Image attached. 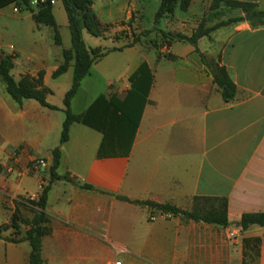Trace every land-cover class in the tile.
<instances>
[{
  "label": "crops",
  "instance_id": "obj_1",
  "mask_svg": "<svg viewBox=\"0 0 264 264\" xmlns=\"http://www.w3.org/2000/svg\"><path fill=\"white\" fill-rule=\"evenodd\" d=\"M92 1L103 24L135 2L151 7V20L143 22L142 31L156 28L188 37L215 1L225 8L226 2H238L253 6L255 12L264 10V0H192L187 12L176 9L173 17L156 25L161 0H126L119 6L110 0L105 10ZM23 12H15L13 6L0 9V54L16 57L12 75L17 81L44 72V86L51 92L47 102L59 110L34 100L18 104L6 87L0 90V227L8 226L0 239V264L30 262L29 242L9 241L16 233L9 226L16 215L27 219L25 212L32 210L23 199L37 197L41 187L50 184L52 152L58 147L57 174L71 182L51 184L46 214L52 231L43 244L68 248L72 258L77 248L94 247L95 253L84 258L102 259L105 264L113 260L106 256L107 245L113 243L131 247L136 258H162L172 250L182 252L180 257L208 258L211 264H264V227L238 226L245 214H264V27H253L246 19L253 15L235 9L237 15L222 21H242L200 39L199 52L193 45L174 42L169 49L174 59L157 58L154 64L139 44L125 47L112 41L113 47H102L85 31V43L94 48L121 49L110 54L135 57L118 66H106L104 59L94 64L71 102L74 114L88 112L100 96L124 100L131 88L129 78L144 62L154 75L129 155L100 158L103 135L86 125H72L68 142L61 145L62 110L74 65L58 79L53 74L63 63V51L71 46L53 63L45 26H37L32 14ZM64 12L57 1L53 14L59 28L58 16L68 26ZM216 65L225 67L236 85L231 102L224 101L214 83ZM37 159L46 160L47 167H37ZM84 185L93 190L83 189ZM217 200L227 202L226 228L136 204L150 202L192 212L195 205L217 207Z\"/></svg>",
  "mask_w": 264,
  "mask_h": 264
},
{
  "label": "trees",
  "instance_id": "obj_2",
  "mask_svg": "<svg viewBox=\"0 0 264 264\" xmlns=\"http://www.w3.org/2000/svg\"><path fill=\"white\" fill-rule=\"evenodd\" d=\"M38 4L32 6L33 0H0V9L7 6H14L19 11H28L32 14L33 21L37 26H46L53 29L55 33L56 45H61V37L57 21L53 14L52 1L62 2L68 19V27L71 35V48L63 51V63L53 74V79H58L67 73L69 66L74 65V78L70 90L64 98L65 121L61 133L60 143L65 144L70 137V128L74 124L86 125L103 135V142L99 150V157H116L128 156L134 141L143 109L147 103L149 92L153 85L154 75L146 62L142 63L139 68L129 78L131 88L124 100L111 98L108 100L105 96H100L90 110L86 113L76 115L71 111V102L76 96L83 80L89 76L94 64L102 61L110 53L121 51V49H103L88 48L83 34L86 31L95 38L105 37V28L93 11L92 0H36ZM44 1V2H43ZM192 0H161L160 7L155 15V24L159 25L162 19L172 16L176 9L187 12L190 8ZM219 2L215 1L212 9H216ZM225 6L233 9H241L248 15L255 16L252 20L254 28L264 27V10L255 12L251 5L226 2ZM204 21V20H203ZM242 20H229L220 22L214 27L205 28L204 22L191 37L182 34H172L160 32L162 39L169 46L174 41L187 42L193 46H197L200 39L210 37L212 33L218 29L230 25L231 23H239ZM140 43V37L134 34V43L127 46L133 47ZM14 55L0 54V81L6 87L8 95L18 104H22L25 100L37 101L42 107L50 110H59L57 107L51 106L47 102V96L51 93L44 86V72H40L38 78L30 75L23 76L17 81L12 75L14 69ZM167 59L173 60L172 55L166 56ZM214 83L222 93L225 102H231L235 99L236 85L231 79L227 69L216 65L212 70ZM52 165L50 167V184L43 190L38 202L32 204L37 206L38 211L32 220H23V224L30 226L26 232V236L16 241L8 239L11 242L19 243L22 241L29 242L31 246V255L29 264H42L41 249L42 238L50 234L49 218L46 214L48 194L51 184L56 181L71 182L68 176H59L57 169L61 162V149L56 148L52 152ZM83 189L93 190L89 185L82 186ZM208 202L210 200H196ZM217 207L199 208L195 205L192 212H183L169 205H158L155 203H136L141 206H149L157 209L162 213H170L173 215H184L187 219L195 222H203L206 224L228 227L230 225L227 214L226 200H217ZM258 225L264 227V214H245L242 216L238 226L241 230H247L251 226ZM15 232L19 231L20 224L18 216H15L12 224L9 226ZM8 226L0 227V239H3L2 233L7 230Z\"/></svg>",
  "mask_w": 264,
  "mask_h": 264
},
{
  "label": "rangeland",
  "instance_id": "obj_3",
  "mask_svg": "<svg viewBox=\"0 0 264 264\" xmlns=\"http://www.w3.org/2000/svg\"><path fill=\"white\" fill-rule=\"evenodd\" d=\"M34 1L35 0H33V2ZM94 1L97 3V9L101 8L102 10H105L104 9V6H106L105 4L110 3V0H94ZM112 1H114L115 6H119L123 4L126 0H112ZM32 6L35 7L36 5L32 4ZM58 7L59 6H57L56 9H58ZM233 10L235 9L228 8V7L225 8L223 6H218L216 9H212V7L209 8L207 14L205 15L204 21H203L205 24V28H211V27L216 26L220 22H223L222 20H226L229 15L231 16L237 15V13H234ZM28 14L29 12L27 11L23 12V15H28ZM114 14H115V17L113 21L109 23H105V24L102 23V25L105 28L104 38L109 37L111 41L108 42L104 40L103 38L95 39L94 37H92L91 35L85 32V35L87 36V38L91 40H97L98 42L101 43L102 47H107V48L113 47L112 45L114 42H116L115 45H123L126 47L134 43V34H135L137 37H140V43H138L139 49L144 53V55H146L148 60L153 64L157 60V58L161 59L162 57H166L170 54L169 49L171 46H169L167 42H165L162 39V36L160 33L162 32L161 29L155 28V30H150V31H146V30L142 31L141 29V25L143 24L144 21L146 24H148L151 20V7L149 6L138 7L135 5V2H131V4L128 7L124 8L121 11H117ZM173 16L174 14L172 16L162 19V21L167 18H171ZM58 17H59L58 20H59V25H60L59 32H60V37H61L60 46L56 45L55 43V33L53 29L50 27H46V26L43 27L44 35L46 37L49 50L51 51L52 56H53V63L54 61L61 60L60 56H61L63 49H67L71 46V35H70L69 27L64 25L63 23L64 19H62L60 16ZM65 18H66V15H65ZM200 24L197 26L195 31L199 29ZM165 33H171V32H165ZM172 34H182V33H172ZM118 39H121L122 41L119 42ZM174 42H180V41H174ZM174 42H172V44ZM117 43H120V44H117ZM180 43H187V42H180ZM86 45H88V47L90 48L95 47L89 42H87ZM197 46H196V51L199 52V49L197 48ZM132 56L135 57V54L134 55L133 54L127 55L126 53L122 55L121 54H110L108 55V57L104 58L103 63L106 64V66L123 65L127 61V58H130ZM89 88H91L90 83L86 85V90ZM4 89H5V85L2 81H0V90L3 91ZM56 97L57 95L54 96V98ZM62 118L65 120V115H63ZM46 187H47L46 185H43L41 187V190H40L41 193L37 197L28 196L23 199L26 203L32 206V210L30 211L29 214H27V211L25 212V216L27 219H25L23 216L17 215L18 222L20 224V229L19 231L15 233L16 241L23 239V237L26 236V232L30 229V226L23 224V220H32L36 212L40 211L39 208L33 205L32 203L38 202L43 190ZM49 228H50V234H51V231H52L51 227L49 226ZM44 238H42V249H41L42 264H105L106 263L102 259L97 260V258H84L88 254H91V252L95 253L94 247H86V246L79 247L76 249V252H75L76 256L72 258L71 255L73 253L67 252L70 249L67 248V250H65L64 248L57 247L49 241H45V243L43 244ZM131 249H132L131 247H125L119 243L109 244L107 245V248H106V252H107L106 256L110 255V257L111 256L113 257V258H110L109 260L115 259V257H119L120 259H123L127 262H131L134 264H211L208 258H185V256L180 257L182 252L175 254L174 252H172V250H167L165 254L162 256V258H136L138 256L136 257L133 256ZM181 251H183L182 248H181Z\"/></svg>",
  "mask_w": 264,
  "mask_h": 264
},
{
  "label": "built area",
  "instance_id": "obj_4",
  "mask_svg": "<svg viewBox=\"0 0 264 264\" xmlns=\"http://www.w3.org/2000/svg\"><path fill=\"white\" fill-rule=\"evenodd\" d=\"M55 3H56L55 1L51 2L52 5H54ZM32 4L37 5L38 2L35 0L34 2H32ZM18 11L19 10L15 8V12H18ZM35 164H36L37 167H43V168L47 167V162L44 159L35 160ZM31 199H33V198H31ZM108 264H134V263L127 262V261H125L123 259H120L119 257H116L115 259L110 261Z\"/></svg>",
  "mask_w": 264,
  "mask_h": 264
},
{
  "label": "water",
  "instance_id": "obj_5",
  "mask_svg": "<svg viewBox=\"0 0 264 264\" xmlns=\"http://www.w3.org/2000/svg\"><path fill=\"white\" fill-rule=\"evenodd\" d=\"M254 17H255V16H247L246 19H247L248 21H251V20L254 19Z\"/></svg>",
  "mask_w": 264,
  "mask_h": 264
}]
</instances>
